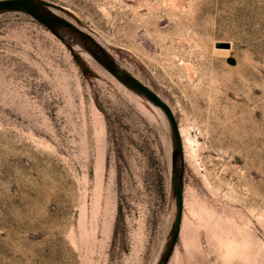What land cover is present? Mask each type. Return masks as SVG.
<instances>
[{"label": "rangeland", "instance_id": "1", "mask_svg": "<svg viewBox=\"0 0 264 264\" xmlns=\"http://www.w3.org/2000/svg\"><path fill=\"white\" fill-rule=\"evenodd\" d=\"M44 1L171 106L197 151L182 154L186 199L264 246V0ZM82 57L94 73L39 14L0 10V264H155L161 252V133L133 90ZM167 264L223 262L196 226Z\"/></svg>", "mask_w": 264, "mask_h": 264}, {"label": "water", "instance_id": "2", "mask_svg": "<svg viewBox=\"0 0 264 264\" xmlns=\"http://www.w3.org/2000/svg\"><path fill=\"white\" fill-rule=\"evenodd\" d=\"M13 7H23L39 14L70 45L75 59L84 66L85 70L93 72L82 57V54L87 53L95 56L108 68L114 77L133 90L148 107L161 133L165 156L171 173V208L168 231L159 257L155 262V264H165L178 236L183 200L182 142L175 113L156 91L118 64L112 56L82 33L76 26L58 17L53 12V9H62L80 20L71 11L44 0H0V10Z\"/></svg>", "mask_w": 264, "mask_h": 264}, {"label": "bare ground", "instance_id": "3", "mask_svg": "<svg viewBox=\"0 0 264 264\" xmlns=\"http://www.w3.org/2000/svg\"><path fill=\"white\" fill-rule=\"evenodd\" d=\"M144 84L147 85L146 83ZM179 130L181 134L182 154L183 150H185L189 158H196L197 151L193 146V139L186 134V128L184 126L180 125ZM182 198V213L179 221L177 238L180 233L187 237V231L196 226H200L205 229L207 235L214 243L223 264H259L263 261L264 246L260 243L259 239L249 233L247 225H241L232 221L229 217L222 218L211 208H205L206 210L196 208L192 200L188 201L186 199L183 187ZM185 207H188V214L190 213L191 215L186 213L184 210ZM176 241L174 242V246ZM185 242L188 243L187 240ZM167 262L165 264H167Z\"/></svg>", "mask_w": 264, "mask_h": 264}]
</instances>
